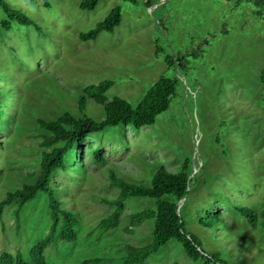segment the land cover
Returning a JSON list of instances; mask_svg holds the SVG:
<instances>
[{
	"label": "rangeland",
	"instance_id": "rangeland-1",
	"mask_svg": "<svg viewBox=\"0 0 264 264\" xmlns=\"http://www.w3.org/2000/svg\"><path fill=\"white\" fill-rule=\"evenodd\" d=\"M1 1L34 25L12 21L11 29H4L8 16ZM85 1L50 0L47 9L38 1L0 0V201L29 183L28 173L39 171V118L81 114L77 93L106 80L113 82L108 101L119 96L137 107L159 80L176 79V96L155 125L109 127L90 134L69 154L68 170L59 171L51 186L80 220L78 239L48 249L47 262L102 259L101 264H114L108 260L123 246L150 245L153 222L136 227L130 222L133 215L155 208L151 199L127 201L118 228L94 233L113 214L105 200L119 197L109 185L111 170L126 181L150 186L155 172L177 174L188 161L191 186L178 207L200 251H220L227 264H264V231L253 229L237 210L264 208V19L256 7L238 0H161L151 8L155 1L100 0L94 10L83 11ZM115 8L121 9V22L112 33L80 39ZM88 112L103 118L98 107L92 105ZM92 150L107 163H96ZM49 203L39 193L19 221L14 206L3 210L0 255L21 251L29 260L33 247L49 234ZM209 212L222 223L206 226ZM146 264L204 262L192 261L172 240Z\"/></svg>",
	"mask_w": 264,
	"mask_h": 264
},
{
	"label": "trees",
	"instance_id": "trees-1",
	"mask_svg": "<svg viewBox=\"0 0 264 264\" xmlns=\"http://www.w3.org/2000/svg\"><path fill=\"white\" fill-rule=\"evenodd\" d=\"M38 1L45 8H50V0H28ZM133 1V0H125ZM150 8L158 5L161 0H152ZM151 1V2H152ZM231 2L233 0H225ZM100 0H86L81 4L83 11H92L99 4ZM252 3L257 14L264 19V0H238V3ZM148 3V4H149ZM1 6L8 16L3 24L4 29H11V22L16 21L21 25L33 26L34 22L26 15L11 9L1 1ZM121 22V9L115 8L111 14L97 27L89 32L81 33L80 39L83 42L95 40L102 32L112 33ZM166 63L172 66L173 60L166 58ZM3 79V78H2ZM264 92V68L260 75ZM113 82L106 80L98 85L91 86L86 90L77 93L78 110L81 114H74L66 111L53 120L39 118L38 127L41 130L39 147L41 148L39 171H32L27 174L30 179L22 189H16L7 193L0 201V220L3 210L8 206L15 207L16 220L19 221L20 213L24 207L33 202L39 193L49 197V211L51 225L49 234L38 242L30 252L27 261L24 254L18 251L15 254L3 252L0 255V264H48L45 252L50 249H59L62 245L73 244L78 239V227L81 224L76 213L67 210L56 195L57 188L51 183L59 171H67V158L77 147L83 146L87 137L92 133L104 132L109 127L119 125L130 126L136 130L144 126H153L158 117L168 111L172 100L176 96L178 81L171 78H162L154 84L145 94L141 103L133 107L125 99L115 96L111 101L105 96L112 88ZM102 110L101 120L91 116L88 112L90 106ZM93 159L98 164L107 163L98 150H92ZM2 171V168H0ZM193 173L190 163L185 161L177 174H170L164 169L152 174L150 186L131 183L118 177L114 170L110 173V186L119 191V197L112 201L105 200L114 208L113 214L102 220L94 233L103 235L110 230L120 226L121 217L125 212V203L131 199H151L156 206L153 209L144 210L131 217V226L136 227L144 222H153L152 243L145 247L125 245L117 251L115 258L108 260L114 264H146V261L170 241L179 243L185 250L187 256L194 262L203 261L204 264H227L223 254L218 251L207 255L200 251V243L195 235L190 234L186 224L180 216L178 203L189 194L191 186L190 179ZM166 196H172L173 201L167 200ZM240 215L246 219L248 224L255 230L264 231V208L255 210L248 207L237 209ZM205 225L213 228L222 223L214 212H209ZM105 260L88 259L80 264H101Z\"/></svg>",
	"mask_w": 264,
	"mask_h": 264
}]
</instances>
